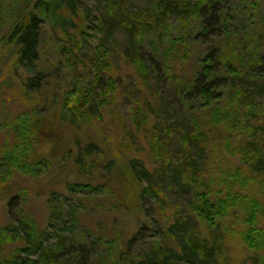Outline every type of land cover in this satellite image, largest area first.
<instances>
[{
  "label": "rangeland",
  "instance_id": "obj_1",
  "mask_svg": "<svg viewBox=\"0 0 264 264\" xmlns=\"http://www.w3.org/2000/svg\"><path fill=\"white\" fill-rule=\"evenodd\" d=\"M40 1L0 0V264H264V120L228 109L225 124L209 123L229 98L207 111L193 89L213 59L228 77L219 91L239 85L264 108V0H213L205 14L194 8L209 0H76L78 26L46 16L31 72L9 36L42 13ZM167 2V14L155 12ZM105 47L113 74L98 79ZM225 49L239 55L233 68ZM110 78L113 102L101 96ZM198 119L207 150L192 149L189 164L184 139ZM187 165L214 177L221 196L229 186L253 197L230 198L215 223H200ZM193 235L209 238L207 253L189 249Z\"/></svg>",
  "mask_w": 264,
  "mask_h": 264
},
{
  "label": "trees",
  "instance_id": "obj_2",
  "mask_svg": "<svg viewBox=\"0 0 264 264\" xmlns=\"http://www.w3.org/2000/svg\"><path fill=\"white\" fill-rule=\"evenodd\" d=\"M213 0H209V2H203L201 5L197 4V6L194 8L195 11L200 10V12L205 14V11L210 10L211 7L210 2ZM183 6L190 7L191 0H182ZM185 3V4H184ZM160 4V2H159ZM157 6V9L155 12H161L162 14H167V11L170 10L168 2L167 6ZM199 5V6H198ZM69 6L70 16H65L63 13V7ZM44 8L42 13H38L36 10L31 11L28 15V18H23L19 23H17L9 36V42H12V44L17 47L18 49V61L19 64L22 65L24 68H26L28 71L34 72L36 70L35 64L36 61L39 59V53H40V43H41V25L43 24V21L46 20V16H49L52 14V21L53 23L61 22V24L69 23L72 26H78L79 24L75 20V16H79L80 13L78 12V6L76 3V0H43L40 1V8ZM112 9V7H111ZM110 9V10H111ZM58 16L61 17V20L58 21ZM69 17V18H68ZM219 35V34H218ZM232 50H226L225 49V56L230 57V60H226L231 64V67L233 68V65H235V62L238 58V53L232 54ZM102 59H97L96 65L94 67L97 70V78L100 79L104 72H108L110 74H113V70H111L110 63L107 60V56L109 54L108 48L105 47ZM228 55V56H227ZM218 61V59H216ZM207 72L203 75L199 76L195 80V84L193 85L194 91L196 90L199 96H197V102L202 106V108L207 109V111L214 110L213 107L221 102L226 97L229 98V104L225 106H217L214 110V114L211 115V120L209 123L213 120V122H222L225 124L223 120H219L221 118L226 117V113L228 112V109L239 115L242 116V113H255L254 118L256 119H263L264 120V108H262V104L250 100L245 90L242 89L241 86L237 85L236 87L232 88L225 94H223L222 91H219L222 88H226L229 86L228 81L224 83L219 82L221 80H228V77H224L223 74L219 75L218 69L215 67V60L211 59L208 64L204 65ZM227 71V70H226ZM234 73L238 76H242V73H239L238 71H234ZM37 74V73H36ZM36 74L29 78L27 82V86L31 88H35L38 84V82H34V77ZM205 78L203 80V78ZM38 80H40V76H36ZM117 88V82L110 78L106 84L104 92L101 93V96L104 100L107 102H113L116 98L112 95V93H115ZM225 96V97H224ZM88 99L85 98V106L88 104ZM90 100V99H89ZM219 105V104H218ZM243 105L247 107V110L243 109ZM242 112V113H241ZM234 114V115H235ZM136 118L138 117V122L140 126H144L147 124L148 116L146 113L138 111L135 113ZM236 116V115H235ZM210 117V115H209ZM253 118V119H254ZM228 118H226L227 120ZM198 119L195 123V133L192 131L191 133L187 134L184 139V144L189 148L187 150V153L190 154V157L188 159V163L191 164V162H195L192 158L193 151L192 149L199 147L203 152L207 150V147L202 146V141H207L208 139H204L207 137V134H205L204 130L201 128L202 123H200ZM233 120V118H232ZM44 121L43 117H37L33 118L29 124L32 123H38L42 124ZM242 123V122H241ZM41 127V126H40ZM197 138V139H196ZM204 139V140H203ZM192 145H191V142ZM196 140V141H195ZM256 144L258 145L259 142L262 140H255ZM254 141V143H255ZM197 142V143H195ZM262 148L260 150L256 151L257 156L255 157L257 160L264 159V141ZM113 146L116 147L117 150H120L125 147V145L122 142H113ZM154 144H157L159 148H163L164 150H167V148L160 142L158 143V139L154 141ZM199 145V146H196ZM245 147H248V145H244ZM256 146V145H255ZM116 152L118 153V151ZM246 158L249 157V155H244ZM255 160V162L257 161ZM259 162V161H258ZM128 170V167L126 168ZM183 174H185L186 184H188L191 189L194 188V186L197 187V196H195L196 199H199L197 203H200V205L197 206V217L199 219L200 223H215V220L221 216L222 212L227 211L230 204V198L232 203L235 201V197L239 195H244L245 198H251L253 196H250L249 194H243V190L241 192H238L234 190L233 188L227 186V190L230 192L226 196H221L219 193H215L213 191L214 185H215V178L209 177L208 174L199 172V170L191 169L190 165L184 166L182 168ZM232 171H236L237 173H240L242 170L239 169V167L232 169ZM207 172V171H206ZM127 177L129 175L125 174ZM201 179V180H200ZM249 183V180L247 181V185ZM247 186H241V188H245ZM3 191V188L0 187V192ZM152 191L159 196V191L156 189V187H153ZM194 198V199H195ZM237 200V199H236ZM221 224V223H220ZM190 242L189 249L194 250L196 255H199V251L204 253V251L207 253V248L210 245L209 244V238L202 239V237L199 235H193L192 241H187V243ZM193 246V248H191ZM210 251L217 252L216 247H212ZM218 253V252H217ZM95 255H88V264H90L91 259H93ZM122 258V256H121ZM53 262L49 261V259L44 258L40 259L39 261H36L37 264H51ZM131 262V261H130Z\"/></svg>",
  "mask_w": 264,
  "mask_h": 264
}]
</instances>
